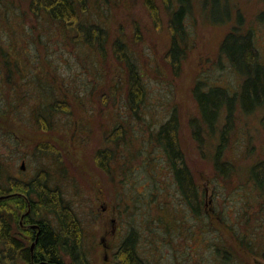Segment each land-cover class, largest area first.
<instances>
[{"label": "rangeland", "instance_id": "374dc122", "mask_svg": "<svg viewBox=\"0 0 264 264\" xmlns=\"http://www.w3.org/2000/svg\"><path fill=\"white\" fill-rule=\"evenodd\" d=\"M23 2L27 7L28 0ZM157 3L162 25L155 27L146 0H91L86 18L110 31L105 61L101 60L96 47L71 49V37L68 39L55 29H47V22L43 23L46 29L18 32L19 44L31 50L30 56L38 51V59L28 62L30 66L25 70L28 76L23 81L31 78L33 84L24 86L18 92L19 97L14 88L6 90L0 85V159L4 169L13 177L30 180L41 167L55 162L54 171L61 177L57 182L63 189V201L71 205L82 222V252L87 264H122L117 258L119 245L132 230L137 232V253L146 264H218L216 256L207 251L213 232L194 240L185 238L174 248L172 243L167 244L160 238L166 243L162 244L157 236L145 229L151 221L146 213L149 208L139 199L148 189L156 191L150 178L154 167L164 181L156 188H169L166 184L171 175L167 165H161L162 170H159L156 167L160 165L159 161L146 174L141 172V166L147 162L141 158H135L128 169L122 161L119 166H112L116 169L113 178L96 169L92 162L94 152L105 145L103 129L121 123L119 119L132 124L135 145H140L152 128L176 112L181 123V143L189 164L200 177L198 185L204 198V209L210 214L213 226L221 237L232 243L243 232L248 233L246 238L251 240L253 247L250 250L243 248L237 241L236 259L246 258L247 264H264V188H257L249 175L251 167L264 160V109L246 112L235 99L231 117L228 119L229 112L224 109L211 131L202 125L194 92L198 83L203 89L219 85L233 92L240 90L244 76H239L230 67L220 50L224 37L236 26H241L243 31L253 28L257 51L264 59V22L259 19L264 0H226L227 20H224L225 10L218 9L210 0H191L186 19L187 34L182 43L187 48L181 56L177 74L173 72L171 58L167 57L172 42L171 13L162 0ZM26 25L30 27V21H26ZM3 28L6 30L5 25ZM117 38L123 40L125 53L144 82L148 98L141 112L142 118L130 111L125 86L118 81L129 78L130 73L116 59ZM44 42L45 46L42 45ZM92 60L101 61L98 69L90 63ZM46 81L56 84L61 101H72L74 112L59 114V127L41 137L29 106L33 104L34 107L35 103L45 99V88L41 90L42 87L36 85L44 86ZM117 81L120 88L116 94ZM102 83H105L104 87ZM92 90L96 91L94 95ZM101 97L107 106L102 107ZM3 107H6L5 111ZM227 125L228 131L224 133L227 147L222 157L226 163L235 165L236 171L230 178L216 177L212 160ZM199 129L200 143L194 136ZM48 145L56 149V155L62 160L52 155L40 156V147L49 149ZM23 161L24 169L21 168ZM49 217L57 223L54 214ZM19 232L16 230L20 237ZM22 238L31 246L32 240L26 233ZM173 251L177 252L178 258H174ZM62 257L70 263L69 256Z\"/></svg>", "mask_w": 264, "mask_h": 264}, {"label": "trees", "instance_id": "16d2710c", "mask_svg": "<svg viewBox=\"0 0 264 264\" xmlns=\"http://www.w3.org/2000/svg\"><path fill=\"white\" fill-rule=\"evenodd\" d=\"M23 1L0 0V68L2 71L0 85L6 90L14 88L15 94L19 97L18 92L24 86L33 84L31 78L23 80L28 76L25 71L30 66L27 65L28 62L38 59V51L34 56H30L31 50L21 46L17 36L20 30L29 32L31 29H42L44 22L48 24V28L43 27L44 29H55L68 39L71 37V49L76 46L96 47L101 60L107 59L106 45L111 39L110 31L100 23L92 24L86 18L91 7V0H28L27 7L24 6ZM162 1L171 13L172 42L167 57L171 58L170 61L174 66L173 72L177 74L183 59L181 56L187 48L182 43L187 34L186 19L190 12L191 0ZM210 1L218 9L225 10L223 11L224 20H227L229 8L225 3L226 0ZM146 2L149 5V13L155 27L162 25L161 10L157 0H146ZM87 16L89 17V14ZM239 19H241L240 15ZM259 19L264 22V9L260 12ZM26 21H30V27H27ZM4 25L6 30L3 28ZM252 29L243 31L241 26L232 28L224 37L220 47L230 67L239 76H244L240 90L233 92L223 86L214 85L208 89L204 88L205 91L199 83L195 86L194 92L200 106L202 125L204 124L211 131L214 130L218 117L220 118L225 112L224 109L229 112L228 119L231 117L235 99L246 112L259 108L264 109V59L257 51ZM50 35L49 33L48 37ZM45 44L46 42L42 43L44 46ZM125 50L123 40L117 38L115 40L116 59L120 65L126 67L127 73H130L129 78L118 81L125 86L124 93L130 111L142 118L141 112L144 111L143 106L148 97L143 88L144 82ZM100 62L92 60L90 63L98 69ZM46 76L47 74L41 77ZM118 81L115 85L116 94L120 88ZM102 86L104 87L105 83H102ZM36 87H42L41 90L45 88L46 97L35 103L34 107L30 104L29 109L34 114L33 121L37 122L42 137L43 134L54 132L59 127L57 124L59 114L69 115L72 111L74 112V109L72 101H61L58 98L56 84L53 82L46 81L44 86L38 84ZM95 90L91 92L93 95L96 93ZM101 99L104 103L102 107L107 106L103 101L104 97ZM5 109L6 107H3L4 111ZM119 121L121 123L118 122L109 129H103L105 145L98 148L92 156L96 169L111 174L114 178L116 169L113 167V170L112 166H119L124 161L128 169L135 158H141L142 161L147 162L141 166V172L147 174L148 169L160 161V165L155 166L162 170L161 165H167L171 175L166 184L169 188L158 190L156 187L164 181L160 173L155 171V167L151 171L150 178L156 191L148 189L147 193L139 199L143 206L149 208L146 213L151 221H148L150 226L145 229L157 236L156 239L161 238L167 244L172 243L174 248L179 241L185 238L194 240V238H202L206 233L213 232L214 236L209 238L207 251L216 256L215 262L218 264H247L246 258L236 259V252H238L236 247H238V241L243 248L252 249L251 240L246 238L248 233L243 232L233 243L224 239L213 226L210 214L204 209V198L198 185L200 177L189 164L181 143L179 115L173 112L156 128H152L150 124V129L152 128L150 134L140 145H135L132 124L125 119H119ZM100 124L102 127V123ZM227 128L228 125L223 129L220 144L212 160L216 177L230 178L236 171V166L226 163L222 157L227 147L224 134L228 131ZM199 134L200 129L195 132L194 136L200 143ZM40 151L42 158L52 155L56 156L57 160H62L56 155V149L52 146H49V149L40 147ZM54 165L53 161L51 165L41 167L32 179L23 180L8 174L4 169L3 160L0 159V264H18L19 261L21 264H87L82 252V222L71 205L63 201V189L57 182L61 180V177L54 171ZM62 167L65 169L64 165ZM249 175L257 188H264V160L252 166ZM133 188L136 187L133 186ZM1 196L5 197L1 198ZM154 207L155 212L152 211ZM29 210L30 213L26 214ZM42 213L45 214L44 218H42ZM50 214H54L57 223L49 217ZM237 214L240 215L239 211ZM21 220L24 223H37L40 225V232L37 234V230L32 229L23 231ZM231 227L236 229L233 225ZM13 229L15 232L18 230L26 233L30 240L36 241L34 252L31 251V246L24 242L23 235L20 237L16 233L12 235ZM137 241L135 230L130 231L123 239L117 254L120 263L146 264L144 258H140L137 253ZM164 241L161 242L165 245ZM173 252L175 253L174 258H178L177 252ZM63 255L71 258L70 263L65 262Z\"/></svg>", "mask_w": 264, "mask_h": 264}, {"label": "flooded vegetation", "instance_id": "af4514ba", "mask_svg": "<svg viewBox=\"0 0 264 264\" xmlns=\"http://www.w3.org/2000/svg\"><path fill=\"white\" fill-rule=\"evenodd\" d=\"M30 213V210L26 213V214H29ZM21 223L23 224L22 226H23V228H24V230L23 231H27V229H32V230H37V234L40 232V225H38L37 223H24L22 220H21ZM12 232V235H15L14 233H16L15 231H14V229L11 231ZM20 233V235H24V233L23 232H19ZM35 246H36V241L34 240V241H32V244H31V251L32 252H34L35 251Z\"/></svg>", "mask_w": 264, "mask_h": 264}, {"label": "water", "instance_id": "95a60500", "mask_svg": "<svg viewBox=\"0 0 264 264\" xmlns=\"http://www.w3.org/2000/svg\"><path fill=\"white\" fill-rule=\"evenodd\" d=\"M21 168H22V169L25 168V162H24V161L22 162ZM2 197H5V196H1V198H2Z\"/></svg>", "mask_w": 264, "mask_h": 264}]
</instances>
